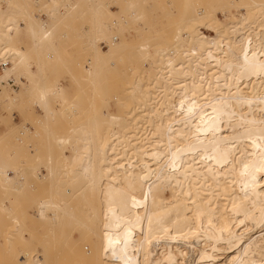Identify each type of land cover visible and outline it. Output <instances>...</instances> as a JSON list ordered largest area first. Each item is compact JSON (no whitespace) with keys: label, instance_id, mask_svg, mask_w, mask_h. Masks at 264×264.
Wrapping results in <instances>:
<instances>
[{"label":"rangeland","instance_id":"1","mask_svg":"<svg viewBox=\"0 0 264 264\" xmlns=\"http://www.w3.org/2000/svg\"><path fill=\"white\" fill-rule=\"evenodd\" d=\"M263 3L0 0V57L10 55L13 65L11 72H0V76L12 74L21 80V88L13 91L4 86L5 75L0 77V124L4 125L0 130V202L9 200L8 208L0 207V264H108L112 238L103 241L106 231L99 224L117 210L110 213L100 209L103 220L88 219L95 223L92 226L97 225V234L81 229L82 244L68 246L66 236L71 239L72 233L78 234V225L70 221L64 228L55 207L63 185L77 188L88 183L74 172L66 173V168L79 169L85 156L95 153L92 149L102 145L104 138H118L114 150L117 158L123 163L134 160L135 166L146 172L147 180L151 175L155 178L153 186L159 188L163 206L173 200L176 190H185L184 171L189 172V164L200 169L207 165L204 158H198L201 154H196L197 150L187 156L193 145L214 147V155L225 147L232 149L231 137L214 139L206 127L193 131L184 146L175 148L167 140L160 141L158 128L175 127L178 120L184 125L191 121L182 110L189 104L182 89L191 80H199L203 86L205 93L199 98L206 101L216 95L223 107L231 103L228 95L237 90L242 95L264 96L263 77L251 75L237 60L242 55L250 61L264 56ZM211 39H216L217 45L209 43ZM215 80V90L209 91ZM43 86L48 93L42 99L39 93ZM67 103L74 104V109L67 110ZM254 104L263 106L264 102ZM105 107L117 116L118 126L103 123L100 113L107 110ZM232 114L229 116L234 119ZM193 128H198L195 121ZM114 132L118 133L112 136ZM92 133L97 141L88 139ZM62 134L71 137L65 151L56 143V136ZM28 136L31 138L26 140ZM135 145L148 151L159 146L165 154L173 147L177 152L162 171L159 165L150 170V163L138 161ZM242 149L244 156L251 153L250 158L259 154L246 146ZM63 151L69 156L79 155L73 165L64 166ZM177 158L180 167L174 169ZM93 193L90 190L85 196L88 201L96 200L99 193ZM126 203L129 210L138 212L147 207L145 199L136 203L128 198ZM251 230L258 235V227ZM117 231H112L114 237L119 235ZM233 253V248L214 251L218 263L226 262ZM190 257L180 264H195Z\"/></svg>","mask_w":264,"mask_h":264},{"label":"bare ground","instance_id":"2","mask_svg":"<svg viewBox=\"0 0 264 264\" xmlns=\"http://www.w3.org/2000/svg\"><path fill=\"white\" fill-rule=\"evenodd\" d=\"M209 43L217 45L216 39H211ZM144 52L146 54L147 51ZM2 58L12 59L10 55ZM237 60L249 69L251 75L263 77L260 83L264 88V56H257L250 61L246 55H242ZM12 66L4 70L5 74L11 72ZM8 76L10 75H5ZM212 82L213 86L208 89L209 91L215 90L217 85L216 80ZM202 87L199 80H191L182 89V92L187 94L186 100L189 101L182 110L191 121L184 125L185 122L178 120L177 126L168 125L164 129L158 125L159 136L162 138L160 141L167 140L169 145L180 149L189 134L206 127L214 139L231 137L235 153L231 154L232 149L225 147L222 153L214 155V147L193 145L187 156H193L191 152L197 150L196 154H201L198 158H204L207 165L200 169L194 164H189V172L184 171L187 183L185 190L182 192L176 190L173 200L171 198V201L163 206L160 203L161 199L159 201V188L153 186L155 178L151 175L152 178L147 180L146 172L135 166L134 160L123 163L117 158L114 150L118 138L113 137L110 140L104 138L102 145H94L92 150H95V153L85 156L79 169L66 168V173L74 172L75 177L84 178L88 182L77 188L63 185L59 189L61 196L59 204L53 205L59 209V223L62 222L60 224L64 228L70 221L73 225H78L79 233H72L71 239L66 236V245L82 244L81 229L97 234V225V228L92 226L93 223H89L88 219L93 218L94 222L97 220L95 217L100 218V209L109 210L110 213L116 209L117 213L114 216H108V221L99 224L101 229L103 225L104 232L106 231V235L102 237L103 241H107L108 237L112 238L109 244L112 257L108 264H180L187 256H193L195 264H264V165H261V161H264V112L259 113V110L264 109V104L263 106L254 104L258 100L259 103L260 101L263 103L264 96L258 93L242 95L241 91L237 90L228 95L231 103L223 107L216 95L206 101L199 98L205 93ZM47 93V86H43L39 95L43 99ZM72 108L74 109V104L67 103V110ZM106 109L100 113L103 123L118 126L117 116L110 113L109 108ZM244 110L250 112L245 113ZM100 114L98 112L96 115L97 118L94 120L96 123ZM230 114L235 116L234 119L230 118ZM194 121L198 125L197 129L193 128ZM117 133L114 132L112 136ZM94 135L92 133L88 139L97 141L99 138ZM31 136L23 138L27 140ZM70 141L69 136L63 134L56 136V143L63 147L64 151ZM244 146L248 151L256 150L259 154H254L252 158L251 153L244 156L245 154L241 153ZM133 149L139 162H143L144 165L150 163L148 167L150 170L156 169L155 166L159 165V171L164 169L177 152L171 147L169 153L165 154L159 146L149 151L142 145H135ZM78 157L77 153L69 156L64 152V166L73 165ZM176 164L178 166L174 169L180 167L179 158ZM207 182L213 187L208 186ZM90 190L99 193L96 200L92 199L94 201H88L85 197ZM180 192L183 194L180 195ZM128 198H132L136 203L145 199L147 207L141 212L129 210L126 203ZM106 201L112 205L108 206ZM43 208L45 207L41 209ZM251 227L259 228L258 235L252 234ZM113 230H118L117 237L112 235ZM65 234L67 235L66 232ZM98 234H101L100 231ZM222 248H233L234 253L228 256L226 262L218 263L214 251Z\"/></svg>","mask_w":264,"mask_h":264},{"label":"built area","instance_id":"3","mask_svg":"<svg viewBox=\"0 0 264 264\" xmlns=\"http://www.w3.org/2000/svg\"><path fill=\"white\" fill-rule=\"evenodd\" d=\"M11 65H12V63H11L9 58L0 57V72H5L4 70L7 67H10ZM6 78H5V80H3L4 86H7L8 88L12 89L13 91H17L18 89L21 88V80H18L16 77H14L12 75H10Z\"/></svg>","mask_w":264,"mask_h":264},{"label":"crops","instance_id":"4","mask_svg":"<svg viewBox=\"0 0 264 264\" xmlns=\"http://www.w3.org/2000/svg\"><path fill=\"white\" fill-rule=\"evenodd\" d=\"M4 128V125L1 123L0 124V130ZM1 199V198H0ZM0 207L1 208H8L9 207V200H4V203L0 202Z\"/></svg>","mask_w":264,"mask_h":264}]
</instances>
